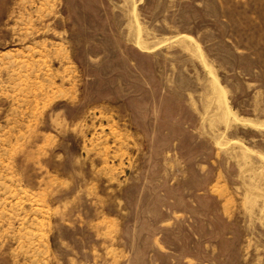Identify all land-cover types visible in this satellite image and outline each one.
<instances>
[{
  "label": "rangeland",
  "instance_id": "rangeland-1",
  "mask_svg": "<svg viewBox=\"0 0 264 264\" xmlns=\"http://www.w3.org/2000/svg\"><path fill=\"white\" fill-rule=\"evenodd\" d=\"M0 264H264V0H0Z\"/></svg>",
  "mask_w": 264,
  "mask_h": 264
},
{
  "label": "bare ground",
  "instance_id": "bare-ground-1",
  "mask_svg": "<svg viewBox=\"0 0 264 264\" xmlns=\"http://www.w3.org/2000/svg\"><path fill=\"white\" fill-rule=\"evenodd\" d=\"M190 38V37H189ZM197 43V42H196ZM138 46V45H137ZM196 47V46H195ZM200 50V49H199ZM201 51V50H200ZM198 54V53H197ZM202 58V57H201ZM205 61V60H204ZM207 63V62H206ZM210 69V68H209ZM210 75L213 76V81H214V87L212 89L214 95H215V102L216 103V109L217 110H220V112H216V114L220 117L224 116L225 118H228L229 119V115H230V110L226 107V104H225V100H224V96H223V93H222V87L219 85L218 81L216 80V77L213 75L212 72H210ZM224 91V90H223ZM211 106V105H210ZM228 116V117H227ZM236 116V115H235ZM223 117V119H225ZM233 118V117H232ZM227 120V119H226ZM234 120V118H233ZM237 120V122L241 121L243 123H249L250 126L253 125V126H256L255 124H253L252 122H249V121H246V120H241V119H235ZM234 120V121H235ZM230 121V120H229ZM228 124V121L226 122ZM240 124V123H238ZM259 126V125H258Z\"/></svg>",
  "mask_w": 264,
  "mask_h": 264
}]
</instances>
